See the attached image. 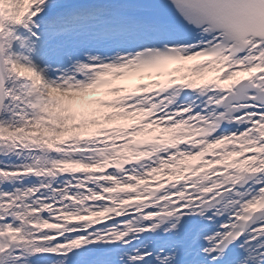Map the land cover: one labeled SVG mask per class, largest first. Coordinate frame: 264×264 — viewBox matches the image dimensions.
I'll return each instance as SVG.
<instances>
[{
    "label": "snow or ice",
    "instance_id": "6c2138e0",
    "mask_svg": "<svg viewBox=\"0 0 264 264\" xmlns=\"http://www.w3.org/2000/svg\"><path fill=\"white\" fill-rule=\"evenodd\" d=\"M0 264H264V0H0Z\"/></svg>",
    "mask_w": 264,
    "mask_h": 264
}]
</instances>
